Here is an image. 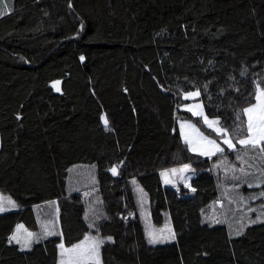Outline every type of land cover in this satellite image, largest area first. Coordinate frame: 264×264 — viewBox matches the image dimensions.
I'll return each instance as SVG.
<instances>
[{
  "label": "trees",
  "instance_id": "16d2710c",
  "mask_svg": "<svg viewBox=\"0 0 264 264\" xmlns=\"http://www.w3.org/2000/svg\"><path fill=\"white\" fill-rule=\"evenodd\" d=\"M257 84L264 0H12L0 16V193L17 206L0 212V264H58L60 244L91 232L112 239L90 264H264V225L230 239L222 225L199 228L197 204L169 203L161 176L207 168L181 136V116L212 134L182 109L184 91L199 90L207 115L239 139ZM77 164L96 165L84 188L70 185ZM206 178L203 207L218 196ZM136 183L155 224L174 211L195 237L180 257L152 249ZM47 203L57 204L59 232L29 249L9 243L18 223L39 228Z\"/></svg>",
  "mask_w": 264,
  "mask_h": 264
},
{
  "label": "rangeland",
  "instance_id": "374dc122",
  "mask_svg": "<svg viewBox=\"0 0 264 264\" xmlns=\"http://www.w3.org/2000/svg\"><path fill=\"white\" fill-rule=\"evenodd\" d=\"M11 4L12 0H0V16L5 11L9 10ZM260 88L262 87L260 86ZM196 91L199 90L193 89L183 92V97L188 101L185 102V104L182 106V109L188 110L195 116L198 115L194 114V111L190 109L202 111L204 115H206L210 120L219 121L218 118L207 115L203 101L200 99V95L187 96L188 93ZM196 105H202V108L196 109ZM198 117L201 118V123H203L207 129L211 130L212 134L205 131L203 126L197 123L195 120L183 116L179 118V129L183 140L188 144L191 151H193L192 149L195 146L198 150L193 152L200 154L205 159L206 163L208 164V168L206 170L213 178V183L216 186L215 189L218 191V196L211 200L206 206L203 207L202 202L201 208L199 209L198 205H200L201 202L197 203L199 228L208 227L209 229H215L213 226H228L229 232L226 234L230 239V236L236 235L237 232L242 234L248 225H264V195H261L264 193V154L260 153L259 148L253 149L251 147L240 145L238 140L243 139L244 136L239 139H234L228 130L226 133L217 132L214 128H209L208 125L204 123L202 116ZM216 127L225 129L221 125L220 121ZM197 129L199 132L196 131ZM199 133H202L203 137H206L207 140H215L216 143L224 149V151L216 152L214 155H202V149L213 148V146L208 145L207 141L203 140ZM2 134V129L0 127V149L3 146ZM185 136L188 137V140L185 139ZM225 139H231L232 143L235 144L236 147L234 149L229 148L223 142ZM238 156L243 157V160L237 159ZM80 165L83 166H78V164L75 165L76 167L70 173V185L73 188H76L77 184L78 188H84L89 184V182H93L94 178H96V165ZM187 165L191 167L190 172L188 171L189 168L185 171H179L184 167L183 165L163 170V173L167 172V177L163 175V183L170 201H174L175 199L178 201L179 196L192 198V196L198 191V189L194 188L189 182L191 177L190 173H195L198 171L192 165ZM172 169H177V171L172 172ZM240 169H244V171L241 172ZM166 179L170 182H166ZM257 185L259 188H257ZM245 187H248L249 190L246 191ZM135 189L139 194L140 214L146 226L147 233L152 231L157 237H159V242L151 243L153 250L162 249L163 246L175 247V245H178L183 252L182 244L184 239L189 242L187 243L188 245L191 241H195V237L193 238L194 240L192 238H185V235L189 233L184 229V227L178 225L177 219L179 218L178 216L180 214H177L174 211H168L166 222L163 225L155 224L152 218L148 192L142 185L138 183L135 184ZM0 195L7 198V196H4L1 193ZM197 200L201 201V197L196 198V202ZM191 201H195V198H192ZM5 206L8 208V210L12 208L7 204H5ZM56 206L57 204L55 205L54 203H47L46 205L38 207L39 228L37 230L29 228L24 223H18L17 226L22 225L23 228L19 233H17L16 226L13 234H18L22 240L28 238V232L34 234L31 238V246L25 248L22 246V244H20L22 248L29 249L35 242L41 240L47 235H51L49 233L54 234L59 232V213ZM252 220H256L257 222L250 223ZM188 231L193 234L194 230L190 228ZM172 235H174V239L170 238ZM86 236L95 237L97 240L103 241L108 238L94 232L87 233ZM84 238L75 242L71 246H64L65 248H72L74 245L80 244L82 241H84ZM101 245L102 244L99 246L98 262L97 260H92L89 262V264L101 262ZM68 255L70 254L65 253L64 258L66 259ZM181 255L182 253L179 252V257ZM60 261L61 249H59L58 264H60Z\"/></svg>",
  "mask_w": 264,
  "mask_h": 264
},
{
  "label": "snow or ice",
  "instance_id": "6c2138e0",
  "mask_svg": "<svg viewBox=\"0 0 264 264\" xmlns=\"http://www.w3.org/2000/svg\"><path fill=\"white\" fill-rule=\"evenodd\" d=\"M6 6V5H5ZM83 60V57H81ZM59 81L55 82L54 87L57 91H60L59 88ZM257 93L254 96L255 103L250 105L248 108L244 109V113L247 116L246 126H245V136L243 139H239L238 143L240 145H244L246 147H251L253 149L259 148L260 153L264 154V89L260 88L259 84H257ZM200 92H192L188 93L187 96H199ZM202 105H196V109H201ZM194 111V114L198 116H202L204 123L208 125L209 128H214L217 132H227V129H220L216 127V125L219 124L218 120H210L202 111H195L194 109H190ZM239 118V117H237ZM103 122L105 126L108 125L107 117L105 116L103 118ZM194 127V126H191ZM199 132V130H196ZM200 137L203 140L207 141L208 145L213 146V148L209 149H202L201 154L202 155H214L216 152H223L224 149L221 148L215 140H207L206 137H203L202 133H199ZM185 139L188 140V137L185 136ZM191 142V141H190ZM229 148L234 149L236 147L235 144L232 143L231 139H225L223 141ZM193 151H197L198 149L194 146ZM239 160H243V157H237ZM188 165H184L182 169L179 171H185L188 169ZM118 166L113 167L111 171L113 174H118ZM172 172H176L177 169H172ZM241 172L244 171V169H240ZM165 177H167V172L162 173ZM166 182H170L166 179ZM194 190V189H193ZM142 191V190H141ZM261 195H264L262 193ZM5 204L10 205L12 208H15L17 205L15 204V201L11 200L10 197H3L0 195V212L7 211L8 208L5 206ZM251 210V209H250ZM256 220L250 221V223H256ZM23 228L22 225L17 226V233L20 232V230ZM26 231V230H25ZM52 234V233H49ZM149 236L151 239L149 240V243H157L159 242V237H157L152 231H149ZM237 235H240V232L236 233ZM34 234L31 232L27 233V239H21L18 234H13L12 237L9 240V243L15 242L17 244H22L23 247L28 248L31 246V238ZM170 238L174 239V235H172ZM108 240H111V237L107 238ZM104 243L103 240H97L95 237H88L86 236L84 238V241H82L80 244L74 245L72 248H65L63 244H60L59 247L61 249V261L60 264H89L92 260H97L99 257V246L100 244ZM69 253L68 257L65 259L64 254Z\"/></svg>",
  "mask_w": 264,
  "mask_h": 264
},
{
  "label": "crops",
  "instance_id": "0c3cea01",
  "mask_svg": "<svg viewBox=\"0 0 264 264\" xmlns=\"http://www.w3.org/2000/svg\"><path fill=\"white\" fill-rule=\"evenodd\" d=\"M184 165H187V164H183V166ZM179 166V165H178ZM180 166H182V165H180ZM189 168V172H190V170H191V167H188ZM207 168H208V164H207ZM206 168V169H207ZM202 170V171H199V172H195V173H190L191 174V177H190V180H189V182L193 185V187L194 188H197L198 189V191L192 196V198H195V201H191V197H178V201H191V202H194V203H199V202H201V201H199V200H197V202H196V198H198L199 196H200V192H199V187L203 184V183H205V180L207 179L206 177H209V178H211V180L213 179L211 176H210V174L207 172V170ZM162 173H163V171H161V176H162V178H163V175H162ZM164 182V181H163ZM212 182V189H215V184L213 183V180L211 181ZM165 188V187H164ZM257 188H259L258 187V185H257ZM165 193H166V190H165ZM166 197H167V200H168V202L169 203H171V201H170V199L168 198V196H167V193H166ZM201 205H202V202H201V204L200 205H198V207H199V209L201 208ZM207 229H209L208 227H206ZM219 228H221V229H223L226 233L227 232H229V227L228 226H225V225H223V226H221V227H219ZM216 229V228H215ZM210 230H213V229H210ZM229 234V233H228ZM237 235V234H236ZM175 247L178 249V251L179 252H181L182 253V250L180 249V246H178V245H175ZM167 248H172L171 246H163L162 247V249H167Z\"/></svg>",
  "mask_w": 264,
  "mask_h": 264
}]
</instances>
